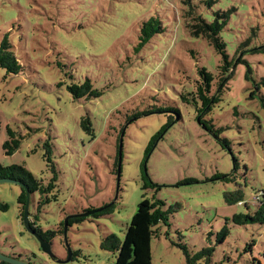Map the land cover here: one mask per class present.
I'll use <instances>...</instances> for the list:
<instances>
[{"label":"rangeland","instance_id":"obj_1","mask_svg":"<svg viewBox=\"0 0 264 264\" xmlns=\"http://www.w3.org/2000/svg\"><path fill=\"white\" fill-rule=\"evenodd\" d=\"M185 1L0 0V43L10 35L24 68L17 76L0 69V164L23 165L48 183L52 174L44 144L51 139L59 194L39 215L44 232L61 231L69 216L89 208L116 205L110 215L82 217L85 221L68 228L77 255L65 264H115L118 253L104 251L103 241L110 235L123 241L143 196L155 195L172 214L171 226L161 225L153 238V264H187L183 247L195 253L210 245L216 264H264L262 225L231 223L228 239L216 243L226 219L248 212L246 206H230L225 194L243 190L245 202L254 207L264 191V0H212L211 9L203 3L207 0H191L205 17L230 13L222 32L227 54L230 60L244 54L252 70L248 79L249 65L238 64L221 101L205 117L224 130L221 138L230 147L199 124L197 105L183 99L196 96L202 68L214 74L215 86L225 77L222 57L187 28ZM152 17L163 22L164 32L138 51L141 26ZM87 78L104 94L75 100L68 88ZM172 110H180L182 119L156 142L147 160L150 143L176 115ZM149 111L154 113L127 125L118 185L121 130L134 114ZM87 116L95 138L81 127ZM8 128L22 138L12 155L4 150L11 140ZM144 173L161 186L158 193L144 190ZM220 174L232 182L212 180ZM189 180L195 182L185 183ZM20 194L17 184L0 183V203L9 205V211H0V253L26 263L31 258L36 264H63L58 261L69 258L64 235L53 240L56 260L42 252L25 228ZM39 198L38 193L31 198L32 214Z\"/></svg>","mask_w":264,"mask_h":264},{"label":"trees","instance_id":"obj_2","mask_svg":"<svg viewBox=\"0 0 264 264\" xmlns=\"http://www.w3.org/2000/svg\"><path fill=\"white\" fill-rule=\"evenodd\" d=\"M203 3H205L208 8H212V0H207L206 2L203 1ZM184 5L188 7V10L186 11L185 15V18L189 20L187 28L191 30V34H193L194 37L203 38L207 40L209 44L215 48L216 52L222 57L223 65L220 68L225 72V77L217 86H215L214 74L210 73L206 68H202L199 71L201 81H199L200 85L197 87L196 96L193 97V99L191 100H189L187 97H183V99L185 102L189 103L190 101H193V103L197 105L199 124L203 126L206 131H208L215 138H217L224 146L230 147V143L228 142V140L225 138H221V135L224 130L222 128H216L213 122L211 120H206L205 117L208 116L212 112L215 105L221 101L223 92L225 91L229 80H231L234 74L235 67L240 63H247L244 60L245 55L242 54L241 57L237 60H230V57L227 54V45L222 38V32L227 27L228 19L230 18V13L218 11L214 13L213 18L211 16L205 17L202 13H198V6L194 5L191 0H186L184 2ZM164 28V24L159 18L152 17L146 22H144L140 30V43L138 45V51L144 48L147 44H149L155 36L162 34L164 32ZM248 52L250 51H247V53ZM58 66L61 67V64L59 63ZM0 69L5 70L7 76H17L20 73L24 72V68L20 64L14 52V45L10 41L9 34H6L0 43ZM251 74L252 70L249 65V71L247 75L248 79H251ZM214 88L217 89V92L211 95L212 90H214ZM68 90L75 100L85 99L90 101L95 98H100L104 94L103 91L94 87L92 80L89 78H87L81 84L71 85ZM172 111L175 112L176 115L170 116L171 119L169 123L165 125L158 133V135L152 140L147 149L146 159L152 152L156 142H158L161 138L165 136L169 128L181 121L182 115L180 110ZM147 113L152 114L154 113V111L134 114L133 120L129 119L126 126L122 128L120 137L123 131L128 128L127 125L130 124L129 122H132ZM81 127L82 129H84V131L94 136L93 124L90 117L87 116L82 119ZM7 132L11 140L5 142L4 150L6 151L7 155H12L14 154V152L19 150L22 138H16V133L10 128H8ZM44 147L46 149L44 159L47 163L48 171L52 174V177L50 178V181L48 183L43 180L37 179L31 171H29L23 165L17 164L11 166H3L2 164H0V180L6 179L18 182L17 185L21 188V194L18 198V204L20 206V214L22 219L24 218V211L27 203V191L30 194V201L34 194L38 193L40 195L38 207L35 213L32 214L29 210L30 216L35 215V221L30 224L43 239L53 244V240L59 232L64 235L65 221L61 223L63 229H61V231L59 232H44L38 223L40 220L39 215L41 214L42 209L47 205L51 204L52 202H57V194H59V192H57L59 172L54 160V149L50 138L45 142ZM234 162L235 171H237L238 161L235 158ZM143 179L145 181L143 187L144 190L152 189L155 190L157 193L161 190V186L153 183L148 175H143ZM222 179H224L223 181H226L227 183L232 182L230 176H224L221 174L216 175L215 177H213L212 180L215 181ZM189 181V183L188 181L185 183L192 184L195 182H192L191 180ZM244 198L245 195L243 190H238L235 193L225 194V199L230 206H246L248 212L235 214L230 219L228 218L225 220L224 226L221 228L220 232L217 233V244H223L228 239L231 234V223L237 226H264V191L260 192V195H257L254 198V207L253 205H250L249 203L245 202ZM115 206L116 205L114 203H111L110 205L106 204V206L101 209L89 208L87 211L97 210V212H95L93 216L95 218H99L112 214L115 210ZM0 211H9V205L0 203ZM171 214L172 210L166 209L165 201L157 198V195L153 196L151 199L147 196H143V200L138 206L137 213L133 216L131 220L125 239L121 241L116 235H110L107 240L103 241L102 249L104 251L118 253L115 264H153V238L161 234V230L158 229V227H160L161 225H165L168 227L171 226ZM83 221H85V218L82 217L70 218L68 220V227L70 228L74 224ZM212 235L213 233L209 234L210 238L212 237ZM255 245L256 243L254 242L249 246V248L251 247L252 249ZM183 250L185 252L187 264H216L213 262L215 245H210L209 247L202 248L201 250L195 253L189 252L187 247H183ZM32 255L37 256L36 254ZM76 255V253H72L73 258ZM12 258L20 260V258H18L17 256H12ZM28 263L36 264L35 262H32L31 258L29 259ZM0 264L7 263L0 262Z\"/></svg>","mask_w":264,"mask_h":264},{"label":"water","instance_id":"obj_3","mask_svg":"<svg viewBox=\"0 0 264 264\" xmlns=\"http://www.w3.org/2000/svg\"><path fill=\"white\" fill-rule=\"evenodd\" d=\"M125 131L126 129L123 131V133L121 134V137H120V144H119V167H118V185H119V182H120V177H121V172H122V155H123V142H124V136H125ZM148 160V159H147ZM147 164V162H146ZM145 164V170L147 172V165ZM3 182H7V183H18L16 181H12V180H6V179H2L0 180V183H3ZM19 185H22V184H19ZM30 204H31V201H30V194L29 192L27 191V203H26V206H25V211H24V225H25V228L27 229V231L33 235L37 241L39 242L40 244V247H41V250L42 252H44L46 255L50 256L52 259H55L56 258V255L54 254L53 252V244L46 241L45 239H43L35 230L34 228L31 226L30 224ZM95 212H97V210H91V211H87L83 214H79V215H72V216H69L66 220H65V228H64V240H65V245L67 246L68 248V252H69V258L68 260H65V261H58V263H68L71 259H72V251H71V248H70V245H69V242H68V232H69V227H68V220L70 218H74V217H86V216H89V215H92L94 214ZM0 262H3V263H7V264H29V263H26V262H23V261H20V260H17L15 258H12V257H8V256H5L3 254L0 253Z\"/></svg>","mask_w":264,"mask_h":264}]
</instances>
